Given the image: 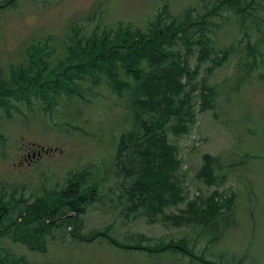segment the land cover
Instances as JSON below:
<instances>
[{
    "label": "rangeland",
    "instance_id": "obj_1",
    "mask_svg": "<svg viewBox=\"0 0 264 264\" xmlns=\"http://www.w3.org/2000/svg\"><path fill=\"white\" fill-rule=\"evenodd\" d=\"M17 2L14 8L0 10L2 77L9 75V67L26 64L27 47L34 39H52L56 51L49 63L54 67L66 53L60 40L68 39L74 25H79L81 35L86 36L94 30L117 31L120 27L148 33L149 22L160 19L176 29L189 10L194 21L200 20L216 0ZM239 2L241 7L250 2L245 12L234 5L222 6L207 18L208 29H194L190 34L197 42L201 36L203 41L210 40L213 50L206 60L197 59L193 53L189 62L193 68L196 63L200 65L195 80H206L207 86L213 87V100L203 109L202 97L208 87L196 89L191 101L194 118L185 120V131L178 132L175 116L164 126L167 142L180 160L177 174L183 200L167 206L154 221L138 214L124 217L123 207L116 201L122 182L115 173L114 156L121 133L133 125V113L126 99L110 93L105 82L85 94L86 101L70 103L69 109V102L61 97L53 117L43 113L41 101H34L30 108L28 102L13 101L16 108L10 110V116L0 108V197L6 194V198L13 195L27 203L35 202L38 196L59 192L69 173L88 166L89 184L99 186L98 200L79 217L76 227L81 238L98 232L107 236L79 243L62 228L65 241L56 229L45 237L43 253L11 244L9 236L0 240L3 249L35 264H203L182 252L147 254L120 249L113 243L157 249L182 241L187 250L216 264H264V0ZM248 48L257 59L251 65L246 64L253 59ZM226 51L221 65L212 68V60ZM70 109L77 112V128L63 126L74 118ZM41 146L53 152L27 158ZM205 155L215 166L213 182L201 176ZM208 199L219 208L212 220L215 224L176 226L169 221L173 214L189 216L184 212L189 203L196 202L204 209Z\"/></svg>",
    "mask_w": 264,
    "mask_h": 264
},
{
    "label": "trees",
    "instance_id": "obj_2",
    "mask_svg": "<svg viewBox=\"0 0 264 264\" xmlns=\"http://www.w3.org/2000/svg\"><path fill=\"white\" fill-rule=\"evenodd\" d=\"M17 1L0 0V10L14 8ZM225 5H234L245 12L250 2L241 7L239 0H216L212 10L201 14L200 20L194 21L191 18L193 11L189 10L186 19L176 29L162 24L160 19L157 23L149 22L148 33L141 32L139 28L120 27L117 31L94 30L86 36L81 35L83 29L79 25H74L70 28L68 39L60 40L66 53L54 67L49 63L56 51L52 39H34L27 47L26 64L9 67L7 77H2L0 73V108H4L10 116V110L16 108L13 101L28 102L29 108L34 101H41L43 113L48 112L49 117H53L57 100L61 104V97L69 102L66 105L69 109L70 103L86 101L85 94H91L97 85L105 82L110 93L126 99L133 113V125L121 133L114 156V170L122 182L116 201L123 207L124 217L134 218L138 214L154 221L159 214H164L167 206L183 200L177 174L180 160L178 154L175 155V148L167 142L164 126L175 116L178 132H184L185 120L194 118L191 104L193 93L198 88L208 87L206 80H195L200 65L197 63L193 68L189 58L195 53L197 59L206 60L213 50L210 40L203 41L201 36L197 42L190 34L194 29L201 32L208 29L206 24L210 20L207 18ZM211 26L216 27L217 24L211 23ZM248 50L253 59L246 64L251 65L257 59L250 48ZM227 53L223 52L222 57L212 60V68L221 65ZM208 70L210 72L212 69ZM77 80L92 84L83 86ZM204 91L206 94L202 101L203 109H206L211 104L209 101L213 100L214 91L213 87ZM69 114L74 118L63 126L77 128V112L70 109ZM65 115H68L67 110ZM214 168L212 158L205 155L201 176L203 174L215 181ZM89 182L87 166L69 173L65 186L59 192L47 193L46 197L38 196L35 202L27 203L13 195L6 198L4 194L0 197V240L9 236L13 241L11 244H22L31 251L43 253L46 251L45 237L56 229H59L61 241H65L66 237L61 234L62 228H66L69 236L72 235L71 238L79 243L101 236L107 238L99 232L100 235L95 233L91 238H81L76 227L79 217L98 200L99 186ZM184 212L190 213L189 216L185 218L182 214H173L169 216V221L176 226L197 224L208 227L215 224V220H212L218 216L219 208L212 199H208L204 209L192 202ZM75 230L77 233H73ZM179 242L162 244L153 250L148 246L135 247L130 244L127 247L113 243L126 250L153 253L181 251L203 264H216L187 250L184 243ZM0 264L35 263L0 246Z\"/></svg>",
    "mask_w": 264,
    "mask_h": 264
},
{
    "label": "flooded vegetation",
    "instance_id": "obj_3",
    "mask_svg": "<svg viewBox=\"0 0 264 264\" xmlns=\"http://www.w3.org/2000/svg\"><path fill=\"white\" fill-rule=\"evenodd\" d=\"M30 154H28V157H29Z\"/></svg>",
    "mask_w": 264,
    "mask_h": 264
}]
</instances>
